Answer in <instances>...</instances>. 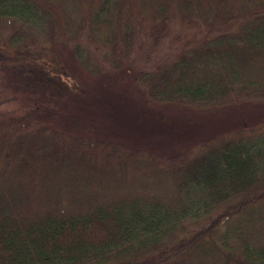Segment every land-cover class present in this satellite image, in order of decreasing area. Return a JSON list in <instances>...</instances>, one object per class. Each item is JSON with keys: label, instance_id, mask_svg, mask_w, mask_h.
Wrapping results in <instances>:
<instances>
[{"label": "trees", "instance_id": "trees-1", "mask_svg": "<svg viewBox=\"0 0 264 264\" xmlns=\"http://www.w3.org/2000/svg\"><path fill=\"white\" fill-rule=\"evenodd\" d=\"M0 264H264V0H0Z\"/></svg>", "mask_w": 264, "mask_h": 264}, {"label": "rangeland", "instance_id": "rangeland-1", "mask_svg": "<svg viewBox=\"0 0 264 264\" xmlns=\"http://www.w3.org/2000/svg\"><path fill=\"white\" fill-rule=\"evenodd\" d=\"M59 60V59H58ZM60 62V61H59ZM72 68V67H71ZM73 69V68H72ZM79 69V68H78ZM68 72L67 74H65V77L69 80V82H71L73 85L76 84V82H79V80L81 81V83H86V84H91V87H97L98 85H101L103 83H112L113 84V87H115V90L116 91H121V90H124V93L127 94L128 97L130 96H133V91H132V88L131 86H128V82L129 80L127 79V77H124V76H121L123 74H117V75H112L110 78L106 79V78H97V75H91L89 73H81L80 71H77V68L73 69V71L71 69H68ZM72 73V74H71ZM93 74V73H92ZM113 77V78H112ZM65 78V79H66ZM111 79H114V80H111ZM102 80V82L100 81ZM100 83V84H99ZM90 86V85H89ZM97 90H95L94 92H96ZM68 101V100H67ZM65 103H66V100H65ZM73 103V102H71ZM130 104V103H128ZM76 105V104H74ZM60 108L63 110H65L66 112L69 110L67 106L64 105V101L60 103ZM63 106V107H61ZM79 105H77L78 107ZM82 109H85L86 106H84V104H82ZM75 108V107H74ZM77 109V108H76ZM78 110H80L78 108ZM85 112V111H84ZM260 112L261 111H252L253 114H255L256 116H258L259 118L260 117ZM79 114V113H78ZM91 117V116H90ZM96 118V116H94ZM244 118V117H243ZM92 119V118H90ZM99 120V119H97ZM96 123H99V124H103L104 121L101 119L99 120L98 122H93V124H96ZM141 123V122H140ZM96 126V125H95ZM168 129V128H167ZM170 132V131H168ZM163 135L166 136V134L164 133ZM178 143H173L171 145H164V146H161V147H164V150L163 151H166L165 154H169L168 152L169 151H173V149L176 147Z\"/></svg>", "mask_w": 264, "mask_h": 264}]
</instances>
